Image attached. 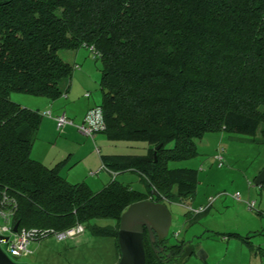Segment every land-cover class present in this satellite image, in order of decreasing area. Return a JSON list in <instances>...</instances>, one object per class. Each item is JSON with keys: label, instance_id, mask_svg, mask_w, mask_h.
I'll list each match as a JSON object with an SVG mask.
<instances>
[{"label": "trees", "instance_id": "1", "mask_svg": "<svg viewBox=\"0 0 264 264\" xmlns=\"http://www.w3.org/2000/svg\"><path fill=\"white\" fill-rule=\"evenodd\" d=\"M81 46L100 54L107 138L148 145L102 155L103 169L135 171L146 192L116 179L94 191L61 176L62 162L31 157L43 115L10 94L60 97L74 66L59 51ZM222 130L264 142V0H0V188L17 199L19 228L81 223L113 237L118 260L121 214L140 200L192 198L197 171L168 161L194 157L195 139ZM167 240L144 231L145 264H171L181 245Z\"/></svg>", "mask_w": 264, "mask_h": 264}, {"label": "rangeland", "instance_id": "2", "mask_svg": "<svg viewBox=\"0 0 264 264\" xmlns=\"http://www.w3.org/2000/svg\"><path fill=\"white\" fill-rule=\"evenodd\" d=\"M69 51L60 50L59 54L67 59ZM89 58L91 69L98 70L100 60L91 55ZM10 97L12 100L14 97L17 100L24 97L45 98L23 92H12ZM70 106V103L66 105L69 115ZM45 112L41 111V114L43 118H48ZM252 138L245 133L225 130L206 132L195 139L197 154L194 157L168 161L170 168L196 170L199 180L192 198L166 203L172 216L167 241L181 245L180 253L171 264H264V187L254 183L264 167V142ZM111 141L116 143L118 151L126 153H141L147 145L145 141ZM172 145L173 142H170L167 147ZM218 153H221L222 160L217 161ZM101 170L100 166L93 175H101ZM117 176L119 181L121 179L134 189L147 191L137 173L126 170ZM90 181L87 180V183ZM235 193H239V200L232 197ZM210 199L212 203L208 205ZM248 203H253V208H249ZM206 206L210 209L200 215L189 211L190 208ZM95 223L106 225L113 221L96 219ZM229 231L238 232L243 237L255 235L248 237L249 242H246L240 236H224L223 233ZM2 247L5 248V244ZM28 249L29 254L12 257L13 260L29 264H115L117 261L114 238L93 235L87 228L82 234L65 240L50 235L32 241Z\"/></svg>", "mask_w": 264, "mask_h": 264}, {"label": "crops", "instance_id": "3", "mask_svg": "<svg viewBox=\"0 0 264 264\" xmlns=\"http://www.w3.org/2000/svg\"><path fill=\"white\" fill-rule=\"evenodd\" d=\"M89 55L95 58L91 50L86 46H81L67 53V59L65 60L72 64L74 68L69 80L63 82V87L67 88V90L57 99L52 100L47 97H24L17 100L14 97L13 101L19 103L23 107L38 110L40 113L45 110L50 111L53 117L62 113L67 115V108L69 107H66V105L70 103V115L68 114L67 116H70L69 118L72 119L75 124L81 123L87 110L90 107L101 103V92L99 86L101 67H98V70H92V62ZM94 90L99 92L94 94ZM86 93H89V95L86 96ZM97 144L100 145V148L97 147ZM115 146L116 143L109 140L106 133L103 131L96 133L94 137L83 136V134L77 130L75 125L66 124L61 129H57L54 118H43L42 116V120L31 149V157L47 167H53L58 162H62L63 164L59 171L61 176L65 177L72 183H78L81 181L87 183V180L90 179L91 181L87 184L92 190L98 191L112 179L119 181L117 175L120 173L103 169L102 155L145 154L148 145L144 146V151L141 153H126L118 151V148ZM218 165L221 166L222 163H218ZM100 166L101 169H103L101 170L103 172L99 171V173L102 174L99 176L93 175L96 174L94 171L99 169ZM128 171L135 172L132 170ZM121 182L124 183V181ZM257 186L261 188L264 187V185L262 186L261 184ZM211 203L212 202H209L208 205ZM204 208L205 209L202 212L197 214L190 209L189 211L195 215H200L206 213L210 209L208 206ZM257 213L259 215L263 214L262 212ZM231 233L240 236V234L235 231H229L223 234L225 236L226 234ZM253 234H247L246 236H254L255 234Z\"/></svg>", "mask_w": 264, "mask_h": 264}, {"label": "built area", "instance_id": "4", "mask_svg": "<svg viewBox=\"0 0 264 264\" xmlns=\"http://www.w3.org/2000/svg\"><path fill=\"white\" fill-rule=\"evenodd\" d=\"M88 48L91 50L95 58L100 57V54L96 52L92 46ZM85 95L88 96L89 93H86ZM44 114L54 118L57 129H61L66 124L75 125L79 132L88 137H94L96 133L102 132L106 128L103 109L100 105H94L90 107L87 110L83 121L79 124H75L73 120L70 119L65 113L59 114L54 117L51 116L50 111H46ZM216 158L217 160H222L221 153H218ZM219 163H221V161H219ZM102 168H104L103 165ZM233 197L236 199H240L239 193H235ZM212 199H210V202H212ZM17 204V199L13 194H11L4 188H0V235L7 236V240H3L1 242V247L2 244H5V248L2 247V249L11 258L29 254V244L32 241L45 238L49 236V234L53 235L58 240H65L67 238H73L79 234H82L85 230L83 224L76 223L75 225L63 231L42 230L35 227H18L17 231H13V218L17 210ZM248 207L252 208L253 203H248ZM204 209V207L199 209L190 208V210L196 214L202 212Z\"/></svg>", "mask_w": 264, "mask_h": 264}, {"label": "water", "instance_id": "5", "mask_svg": "<svg viewBox=\"0 0 264 264\" xmlns=\"http://www.w3.org/2000/svg\"><path fill=\"white\" fill-rule=\"evenodd\" d=\"M157 145L153 151L156 159ZM264 181V167L257 174L254 183ZM172 216L163 202L140 200L131 203L121 214L117 233L119 257L115 264H145L144 231L147 230L151 242L162 241L168 238ZM19 223L15 222L13 231H17ZM7 236L0 235V264H29L18 263L9 257L1 247V242ZM163 250V247L159 248ZM158 250V249H156Z\"/></svg>", "mask_w": 264, "mask_h": 264}]
</instances>
